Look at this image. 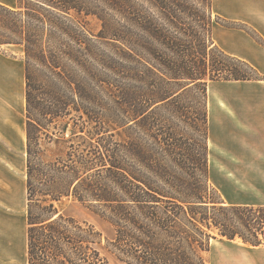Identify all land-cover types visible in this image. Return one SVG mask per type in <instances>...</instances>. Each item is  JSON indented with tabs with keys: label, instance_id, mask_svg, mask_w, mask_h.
<instances>
[{
	"label": "trees",
	"instance_id": "16d2710c",
	"mask_svg": "<svg viewBox=\"0 0 264 264\" xmlns=\"http://www.w3.org/2000/svg\"><path fill=\"white\" fill-rule=\"evenodd\" d=\"M109 2L126 25L96 41L75 23L76 17L98 14L81 0H17L15 9L0 3V25L12 32L0 35V46H21L25 54L27 263L211 264L212 240L219 237L260 246L264 206L228 204L209 183L207 107L197 118L204 128L197 130L202 141L171 130L161 133L154 122L152 150L140 144L130 150L126 143L96 147L86 137L112 135L115 120L106 104L113 101L114 76L118 83H137L132 91L127 84L116 86L120 109L133 108L119 127L131 118L146 122L156 105L178 104L200 86L206 87L207 100L212 81L261 79L250 63L212 41L215 22L236 24L212 19L213 0H195L205 14L192 12L191 27L183 22L184 0ZM138 2L150 3L173 30L161 27L156 17L147 18ZM98 41L113 46L114 56L87 47L98 48ZM86 50L100 68L84 60ZM172 83L176 90L169 89ZM91 123L97 130H84ZM76 136L86 142L79 152L70 144ZM128 151L136 164L127 162ZM69 202L110 228L77 219L68 211Z\"/></svg>",
	"mask_w": 264,
	"mask_h": 264
},
{
	"label": "crops",
	"instance_id": "0c3cea01",
	"mask_svg": "<svg viewBox=\"0 0 264 264\" xmlns=\"http://www.w3.org/2000/svg\"><path fill=\"white\" fill-rule=\"evenodd\" d=\"M6 1L0 0L7 5L11 2ZM212 9L215 16L236 24L215 22L211 32L214 45L250 63L261 79L208 84L209 167H224L234 173L235 168H253L249 180L252 201L236 205L264 206V0H213ZM25 93L21 60L0 51V200L16 189L15 185L7 189L4 185L6 178L18 177L10 164L21 148L23 134L26 136L20 110L26 108ZM1 261L11 260L6 254ZM211 264H264V238L260 246L248 245L238 247L235 254H218Z\"/></svg>",
	"mask_w": 264,
	"mask_h": 264
},
{
	"label": "rangeland",
	"instance_id": "374dc122",
	"mask_svg": "<svg viewBox=\"0 0 264 264\" xmlns=\"http://www.w3.org/2000/svg\"><path fill=\"white\" fill-rule=\"evenodd\" d=\"M85 4H88L92 10L97 15L84 16V18H75L76 24H83L88 37L93 39H98V35L100 34H114V32L122 28L123 25H126L125 20L121 17L120 12L113 6V4L109 2V0H81ZM136 1V0H135ZM8 0L5 2L7 3ZM1 3V2H0ZM139 9L142 10L143 14L147 18L156 17L158 24L167 29L173 30L170 27V23H167L164 19H161L158 15L157 10L150 4L145 2H138ZM185 7L187 13L183 14V22L187 27H191L195 25L194 19L191 17V13L195 12V10L199 9L202 13L205 14L204 8L198 6L195 0H184ZM4 4V3H2ZM8 4V3H7ZM5 4V5H7ZM11 8L17 7V0H11L9 5ZM207 17L211 18V14H207ZM212 19L214 21H219L218 17L213 14ZM27 20V19H26ZM79 21V22H76ZM197 26V25H196ZM197 28V27H196ZM0 35L12 36V32L5 30L0 25ZM65 42H70L68 37H62ZM151 40L147 37L146 42H150ZM72 43V41L70 42ZM157 44V45H156ZM153 44L155 48L160 51L168 53V50H165L164 46L160 43ZM98 46H87L91 48L96 53H101V51L108 52L110 55L115 54V48L113 46H105L98 41ZM0 51L7 57L13 58L17 57L21 60V68L23 73H25V54L23 51V47L16 46L13 44L10 45H2L0 46ZM171 55V52H169ZM168 53V54H169ZM84 60H88L95 69L100 68L97 66L93 59L89 57L87 50L84 53ZM84 80H89L85 75H83ZM116 76L113 77L114 87L112 88L114 91L113 101L110 100L108 104H106L108 108H110V114L112 115V120H115V123L112 125L113 127L109 130L112 131L111 136H105L100 139H92L88 136L87 139L93 143L94 146L98 147V145L102 143H109L112 146H115L120 143H126L127 147L132 150V148L136 144H140L147 150H152L156 147L153 138L151 137L152 129L151 125L153 122L158 124L159 131L161 133H166L171 130L172 132H176L177 134H183L188 138H195L199 141H202L201 133L197 130H204L202 127V121L197 120L206 110L207 100L205 98V90L206 87L200 86L199 88H195L188 94H186L180 103L170 104V105H158L153 108V112L151 116L147 119L146 122L144 120H133L132 118L127 121L124 127H119L121 124V120L126 118L125 116H131L132 107L128 106V111L123 112L120 109L119 101H123L120 99V89L116 87L117 84H127V89L132 91V86L137 85L136 82L130 81H122L118 83ZM177 84L172 83L169 87L170 90H176ZM145 97V95H144ZM143 100L145 98H142ZM23 103V100H22ZM93 107V105H90ZM21 120L22 130L26 129V116L25 110L21 107ZM76 116V115H74ZM77 119V118H76ZM80 122V120L78 119ZM54 130V129H51ZM72 130V129H69ZM81 130V129H77ZM88 131L97 130V123H91L87 126L86 129ZM125 130V131H124ZM204 141V140H203ZM23 143H26L25 133L23 134ZM20 144L21 148L17 153L12 157L13 162L10 164V170L13 174H17L19 179L14 176L10 179L6 178L5 188L8 186L11 188L15 185V191H10V196L5 197L3 200H0V264H28L27 263V247L25 250L26 242H27V206H26V179H27V169H26V147ZM72 146L79 152L81 149L85 148L86 142L80 136L73 137ZM162 145V144H161ZM50 148L55 149L54 144H50ZM162 148H166V145H162ZM126 160L130 164H136L137 160L133 153L130 151L124 152ZM164 161L168 164H173L170 158L164 159ZM209 183L212 188L216 192V196L220 195L221 198L228 204H246L251 203L252 201V191H251V180L252 170L253 168H235V173L230 172L228 168L224 167H209ZM104 173V172H103ZM20 181V182H19ZM230 181V182H229ZM10 182V183H9ZM110 187L116 192L118 189L116 186L109 182ZM7 195V194H6ZM68 211L72 213L77 219L87 220L91 223L96 224L98 227L102 229L110 228L108 223H103L99 221L97 217L89 213V210L85 209L82 205L75 202H69L67 204ZM102 210V209H101ZM248 246L243 243L240 239L237 240H228L225 238H218L216 240H212V248L209 253V258L212 263L216 261V257L218 254H235L238 247ZM250 246V245H249ZM8 254L10 262H2L1 259L4 258ZM14 255V257H13ZM113 264H124L119 262L118 260L113 259Z\"/></svg>",
	"mask_w": 264,
	"mask_h": 264
}]
</instances>
